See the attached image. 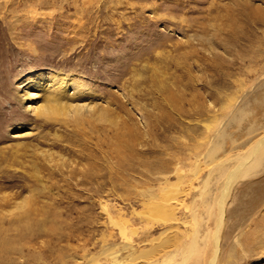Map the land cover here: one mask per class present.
Masks as SVG:
<instances>
[{"label":"rangeland","instance_id":"obj_1","mask_svg":"<svg viewBox=\"0 0 264 264\" xmlns=\"http://www.w3.org/2000/svg\"><path fill=\"white\" fill-rule=\"evenodd\" d=\"M263 132L264 0H0V264H264Z\"/></svg>","mask_w":264,"mask_h":264},{"label":"bare ground","instance_id":"obj_2","mask_svg":"<svg viewBox=\"0 0 264 264\" xmlns=\"http://www.w3.org/2000/svg\"><path fill=\"white\" fill-rule=\"evenodd\" d=\"M44 75L45 74H43V72H39V73H35L32 77H31V79H30V81H29V84L31 85V87L32 88H40L39 87V83H42V82H44V80L46 79L45 77H44ZM51 76V77H50ZM49 76V80L50 79H56L55 80V82H57V85H56V88L55 89H57V90H59V88L61 87V85L63 84V82H64V80L66 79H64L63 77H61L60 75H50ZM48 79V78H47ZM67 83V82H66ZM69 84H70V82H69ZM53 100V99H52ZM56 100V99H55ZM49 103V102H48ZM53 103H55V101H53ZM44 104H42V105H40V106H34L33 108L35 109V112H39L41 109H43V110H47V109H49V110H52L53 108H49V107H47V106H43ZM49 106V105H48ZM59 106H62V105H60L59 104ZM27 108H30V106H27ZM62 107H60V109H61ZM34 109H33V111H34ZM55 109V108H54ZM49 110H47V111H49ZM55 110H57V109H55ZM65 111V110H64ZM252 143H254L253 145H251V147L247 150V152H249V155L250 156H252L253 154L255 155V154H259L260 153V151H262L263 150V146H264V132L260 135V136H258L257 137V139L254 141V142H252ZM237 161H236V163L234 164V166H233V168H231L228 172H227V176H226V180H225V183L221 186V188L219 189V194H218V196H217V201H218V205H219V216L217 217V224H218V226L220 225V223L222 222V213H223V205H224V203H225V197L227 196V194H228V192H229V190H230V187L232 186V184H233V181H234V179L235 178H237V177H239L240 175H243L242 174V172H244V169H245V167H246V165H248L249 164V162L253 159H251L250 158V161L249 162H247V156L246 155H244V154H242V155H239V156H237ZM254 160V159H253ZM252 160V161H253ZM216 196V195H215ZM214 201V200H213ZM127 226V225H126ZM218 229V228H217ZM218 233V232H217ZM215 234V233H214ZM213 234V235H214ZM218 235V234H217ZM215 236V235H214ZM186 239V238H185ZM214 240H215V246L217 245V242H218V239H217V237L215 236V238H214ZM127 245V244H126ZM195 245H196V236H193L192 238H191V241L189 242V244L186 246V248H184L182 251H184V253L187 255V254H189L188 252H193V250L195 249ZM129 246V245H128ZM182 246V245H181ZM180 246V247H181ZM124 247V246H123ZM179 247V246H178ZM128 249H129V247H128ZM182 249V248H181ZM215 251H217V250H215ZM171 253V252H170ZM182 253V252H181ZM171 255V254H170ZM172 255H173V252H172ZM181 255V254H180ZM163 258H165V257H163ZM162 262H160V260H159V262L157 261V262H149V263H147V264H163L164 262H165V260L164 259H162L161 260ZM95 262H96V260H95ZM167 262V261H166ZM99 263V262H98ZM117 263H118V261H117ZM176 264V263H175Z\"/></svg>","mask_w":264,"mask_h":264}]
</instances>
